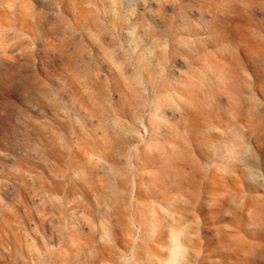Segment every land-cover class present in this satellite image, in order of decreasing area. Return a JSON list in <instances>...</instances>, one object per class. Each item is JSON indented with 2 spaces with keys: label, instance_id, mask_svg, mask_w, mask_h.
Listing matches in <instances>:
<instances>
[{
  "label": "clouds",
  "instance_id": "obj_1",
  "mask_svg": "<svg viewBox=\"0 0 264 264\" xmlns=\"http://www.w3.org/2000/svg\"><path fill=\"white\" fill-rule=\"evenodd\" d=\"M0 264H264V0H0Z\"/></svg>",
  "mask_w": 264,
  "mask_h": 264
}]
</instances>
